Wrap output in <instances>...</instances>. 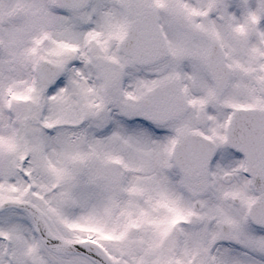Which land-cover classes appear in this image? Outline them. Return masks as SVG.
<instances>
[{
    "label": "snow or ice",
    "instance_id": "obj_1",
    "mask_svg": "<svg viewBox=\"0 0 264 264\" xmlns=\"http://www.w3.org/2000/svg\"><path fill=\"white\" fill-rule=\"evenodd\" d=\"M0 264H264V0H0Z\"/></svg>",
    "mask_w": 264,
    "mask_h": 264
}]
</instances>
